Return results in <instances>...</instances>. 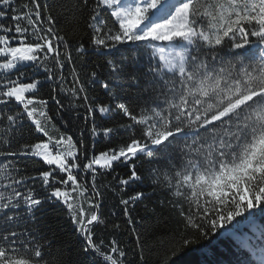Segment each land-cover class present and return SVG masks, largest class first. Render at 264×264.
<instances>
[{
  "label": "snow or ice",
  "instance_id": "snow-or-ice-1",
  "mask_svg": "<svg viewBox=\"0 0 264 264\" xmlns=\"http://www.w3.org/2000/svg\"><path fill=\"white\" fill-rule=\"evenodd\" d=\"M74 6L88 9L95 51L116 56L121 46L135 45L147 53L143 75H137L140 68L134 60L131 78L143 81L148 99L133 112L105 82L114 103H86L84 119L91 124L80 138L53 135L49 101L40 96L38 85L43 82L35 74L42 70L47 81L64 91L65 66L72 65L70 74L79 91H68L77 99L83 93L87 102L72 63L73 50L60 33L49 0H0V264H48L51 242L44 244L40 229L28 226L46 201L67 207L84 238L85 253H94L100 264H126L116 239L110 245L93 239L97 225L109 226L100 210L96 177L138 154L168 165L155 182L172 197L168 203L183 229L170 245V256L221 230L234 236L242 223L259 231L256 239L264 241V227L257 226V218L264 217V0H76ZM74 51L80 59L87 55L83 44ZM124 59L109 60L110 80L119 82L128 75ZM117 112L128 122L117 127L97 124L96 113L111 117ZM25 120L47 140L13 148ZM86 133L92 148L97 137L132 138L89 155ZM21 157L38 158L48 169L22 175ZM139 179L133 165L130 178L119 183L126 186ZM37 183L47 195L38 194ZM142 195L120 200L138 246L141 238L129 209ZM82 200L94 211L86 214ZM111 227L121 229L119 224ZM242 248L247 255L242 252L236 264H264V243L246 240Z\"/></svg>",
  "mask_w": 264,
  "mask_h": 264
},
{
  "label": "trees",
  "instance_id": "trees-1",
  "mask_svg": "<svg viewBox=\"0 0 264 264\" xmlns=\"http://www.w3.org/2000/svg\"><path fill=\"white\" fill-rule=\"evenodd\" d=\"M49 2L51 14L57 20L60 33L65 36L70 49L73 50L72 63L79 74L80 83L85 87L88 101L82 99L83 93H80L81 99H77L68 91L74 87L77 92L79 91V85L74 84L73 76L70 74L72 65L65 66L64 91H60L58 84L47 81L45 79L47 74L42 70L35 74V78L43 82L42 86L38 85L40 96L49 101L47 112L52 117V123L55 124V129L49 126L51 133L56 136L60 133L71 135L76 141L80 138L81 130L89 128L91 124L90 120L86 124L84 119L87 115L86 103L93 105L114 103L112 95L103 87V83H109L120 102L126 103L133 112H138L146 105L148 94L143 91V81L138 84L131 77L133 61L135 60L140 68L137 75L142 76L148 56L135 45L121 46V52L116 56L104 51H95L90 40L92 32L88 27V9L78 10L74 6L76 0H49ZM6 22L15 23L10 18H6ZM81 44L87 53L83 59H80L74 51ZM122 58H126L123 62L128 65V75L122 81H112L109 79V60L119 61ZM92 72L96 73L95 80L91 79ZM52 96H55L60 104H57ZM14 110H20V107L16 106ZM95 119L98 125L105 127H117L120 123L128 122L119 112L111 117H101L96 113ZM139 135L140 132L137 131L136 136ZM131 138L128 134L108 138L97 137L95 147L92 148L89 135L86 133L83 137L89 155H98L110 148L123 146ZM41 140L46 141L47 138L41 133H36L31 121L25 120L12 147L18 148L20 144H34ZM77 146L79 147V144ZM133 165L140 179L131 180L126 186L121 185L119 180L130 178ZM19 167L22 175H37L48 169L43 161L35 157H21ZM113 168V171L96 177V184L101 193L100 210L109 226L97 225L93 239L96 241L103 239L105 245H110L111 240L116 239L126 253V264H236L242 252L247 255L246 249L242 248L246 240L250 243H264L256 239L259 231L250 229L248 225L242 223L234 236L226 235L224 230H221L210 238L199 237L192 245L177 252L175 256H170V245L173 240H179L183 229L178 212L168 203L172 197L163 185L155 182L156 175L168 168L166 160L150 159L138 154L137 158L125 164L116 162ZM87 183L89 184L87 195H90V177L87 178ZM35 188L39 195H47L39 183ZM137 193L143 195L136 201L134 208L129 209V213L134 219L136 233L141 238L139 246L135 243V235L130 231L131 226L127 224V217L123 214L124 206L120 203L121 199H128ZM81 202L86 214L94 211L86 202L83 200ZM238 219L243 220V218ZM32 224L40 229L44 244L51 242L48 264H100V258L94 253L83 251L84 238L73 223L67 207L62 203L46 201L43 210L36 213V219L30 221L28 226ZM112 224H119L121 229L112 228ZM257 226L264 227V217L257 218ZM228 227L231 228L232 225ZM141 254L143 260L140 259Z\"/></svg>",
  "mask_w": 264,
  "mask_h": 264
}]
</instances>
